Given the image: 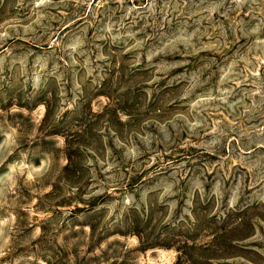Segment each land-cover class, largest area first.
Wrapping results in <instances>:
<instances>
[{
	"label": "clouds",
	"instance_id": "clouds-1",
	"mask_svg": "<svg viewBox=\"0 0 264 264\" xmlns=\"http://www.w3.org/2000/svg\"><path fill=\"white\" fill-rule=\"evenodd\" d=\"M0 264H264V0H0Z\"/></svg>",
	"mask_w": 264,
	"mask_h": 264
}]
</instances>
